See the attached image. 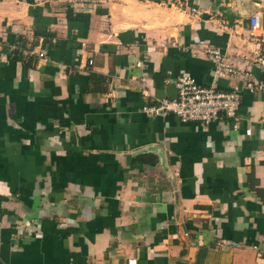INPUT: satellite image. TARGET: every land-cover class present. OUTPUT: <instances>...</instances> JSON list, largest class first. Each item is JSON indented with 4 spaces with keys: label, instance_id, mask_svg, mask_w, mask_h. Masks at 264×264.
<instances>
[{
    "label": "crops",
    "instance_id": "1",
    "mask_svg": "<svg viewBox=\"0 0 264 264\" xmlns=\"http://www.w3.org/2000/svg\"><path fill=\"white\" fill-rule=\"evenodd\" d=\"M263 54L264 0H0V264H264ZM180 74L237 129L145 113Z\"/></svg>",
    "mask_w": 264,
    "mask_h": 264
},
{
    "label": "built area",
    "instance_id": "2",
    "mask_svg": "<svg viewBox=\"0 0 264 264\" xmlns=\"http://www.w3.org/2000/svg\"><path fill=\"white\" fill-rule=\"evenodd\" d=\"M191 12L198 13L199 9L193 7ZM250 31L256 33L261 29L259 15L250 16ZM202 52L213 67V78L228 75H241L242 71L233 63L226 60L220 50L210 45L203 47ZM43 56L42 52L38 53ZM255 63L262 73V78L256 81L245 82L244 87L248 91L264 92V54L257 57ZM92 61H89L91 63ZM176 97L162 99L152 106H143L145 113H172L182 122H199L208 125L212 122L228 120L232 129L238 127V111L240 108V93L234 88L230 90L217 89L215 82L202 86L189 74H180L174 81ZM250 135L251 129L244 130ZM126 264H136L135 259H128Z\"/></svg>",
    "mask_w": 264,
    "mask_h": 264
}]
</instances>
